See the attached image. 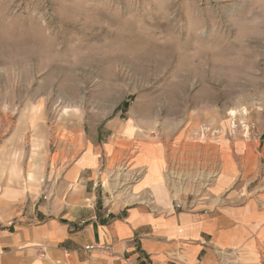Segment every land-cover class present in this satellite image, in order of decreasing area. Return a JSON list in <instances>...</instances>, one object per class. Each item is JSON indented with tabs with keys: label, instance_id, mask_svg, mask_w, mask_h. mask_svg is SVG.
<instances>
[{
	"label": "rangeland",
	"instance_id": "374dc122",
	"mask_svg": "<svg viewBox=\"0 0 264 264\" xmlns=\"http://www.w3.org/2000/svg\"><path fill=\"white\" fill-rule=\"evenodd\" d=\"M116 117L263 153L264 0H0L3 161L71 163Z\"/></svg>",
	"mask_w": 264,
	"mask_h": 264
},
{
	"label": "crops",
	"instance_id": "0c3cea01",
	"mask_svg": "<svg viewBox=\"0 0 264 264\" xmlns=\"http://www.w3.org/2000/svg\"><path fill=\"white\" fill-rule=\"evenodd\" d=\"M107 128L49 168L0 150V264H264L260 137Z\"/></svg>",
	"mask_w": 264,
	"mask_h": 264
},
{
	"label": "built area",
	"instance_id": "2783aa9c",
	"mask_svg": "<svg viewBox=\"0 0 264 264\" xmlns=\"http://www.w3.org/2000/svg\"><path fill=\"white\" fill-rule=\"evenodd\" d=\"M200 264H205V263H200Z\"/></svg>",
	"mask_w": 264,
	"mask_h": 264
}]
</instances>
